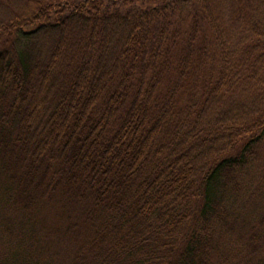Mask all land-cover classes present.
Instances as JSON below:
<instances>
[{"label": "trees", "instance_id": "1", "mask_svg": "<svg viewBox=\"0 0 264 264\" xmlns=\"http://www.w3.org/2000/svg\"><path fill=\"white\" fill-rule=\"evenodd\" d=\"M0 264H264V0H0Z\"/></svg>", "mask_w": 264, "mask_h": 264}]
</instances>
